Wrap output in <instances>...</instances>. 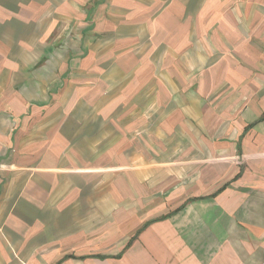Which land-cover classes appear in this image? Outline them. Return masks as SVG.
<instances>
[{
    "label": "crops",
    "instance_id": "1",
    "mask_svg": "<svg viewBox=\"0 0 264 264\" xmlns=\"http://www.w3.org/2000/svg\"><path fill=\"white\" fill-rule=\"evenodd\" d=\"M0 264H264V0H0Z\"/></svg>",
    "mask_w": 264,
    "mask_h": 264
},
{
    "label": "rangeland",
    "instance_id": "2",
    "mask_svg": "<svg viewBox=\"0 0 264 264\" xmlns=\"http://www.w3.org/2000/svg\"><path fill=\"white\" fill-rule=\"evenodd\" d=\"M68 29H70V27L68 26L67 27ZM90 29V28H89ZM65 35L68 37V38H66V37H64V41H66V42H70V40L72 39L71 37H69V33H67V31H66V33H65ZM63 39L61 38V40L60 41H62ZM73 44H75L72 40H71V43H70V45L71 46H74Z\"/></svg>",
    "mask_w": 264,
    "mask_h": 264
},
{
    "label": "trees",
    "instance_id": "3",
    "mask_svg": "<svg viewBox=\"0 0 264 264\" xmlns=\"http://www.w3.org/2000/svg\"><path fill=\"white\" fill-rule=\"evenodd\" d=\"M119 255H117L116 257H118ZM100 258H104V257H102V256H100Z\"/></svg>",
    "mask_w": 264,
    "mask_h": 264
}]
</instances>
